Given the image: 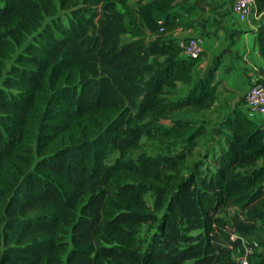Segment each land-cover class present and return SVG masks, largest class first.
<instances>
[{"label": "trees", "instance_id": "1", "mask_svg": "<svg viewBox=\"0 0 264 264\" xmlns=\"http://www.w3.org/2000/svg\"><path fill=\"white\" fill-rule=\"evenodd\" d=\"M253 1L264 21V0ZM176 3L0 0V264H239L232 250L241 239L220 242L228 224L220 213L238 208L244 217L233 215L230 227L260 230L264 132L232 108L214 129L211 169L181 174L201 131L179 115L170 126L158 120L211 107L217 83L215 67L194 76L196 59L166 38ZM257 40L264 59V26ZM179 85L183 96L173 94ZM143 123L149 138L184 147L164 161L130 158ZM147 221L157 231L141 248ZM256 245L253 264H264V235Z\"/></svg>", "mask_w": 264, "mask_h": 264}, {"label": "crops", "instance_id": "2", "mask_svg": "<svg viewBox=\"0 0 264 264\" xmlns=\"http://www.w3.org/2000/svg\"><path fill=\"white\" fill-rule=\"evenodd\" d=\"M176 4L175 10L180 13L178 24L166 33V38L175 43L197 36L202 52L194 62L192 74L202 75L215 67L216 101L218 107L228 106L222 118L236 106L244 110L243 98L249 85L254 80L264 83V59L257 40L264 21L256 13L243 21L236 20L231 12L232 0H177ZM263 235L264 232L239 234L241 245L232 250V257L235 259L234 254H239L244 245H256ZM256 260L252 255L251 263Z\"/></svg>", "mask_w": 264, "mask_h": 264}, {"label": "rangeland", "instance_id": "3", "mask_svg": "<svg viewBox=\"0 0 264 264\" xmlns=\"http://www.w3.org/2000/svg\"><path fill=\"white\" fill-rule=\"evenodd\" d=\"M130 4H134V1L129 2ZM118 8L123 11L122 7L118 5ZM58 17H60L63 21L66 19V12L59 10ZM56 15V16H57ZM124 21L125 25L130 26L131 21L133 18V13H124ZM122 42L126 43L132 39V37L129 34H123L122 36ZM148 38H150V35L148 32L145 33L144 40L146 41ZM19 50V49H18ZM186 88L179 85L177 89L173 92V94L177 96H183L185 93ZM244 101V98H243ZM237 107V106H236ZM228 106L226 107H218V102L216 101L215 104H213L211 107L196 111L194 109H183L180 112L170 115L165 118H161L158 120L159 123H161L164 126H170L172 124V118L176 115L182 116L186 119H190L194 121L195 126L198 127L201 131L200 135L196 138V144L193 148L187 151L186 154V160L184 163V168L181 170V174L183 176H187L190 172L195 171L204 173L205 169H211L210 167V158L208 157V151L214 150V148L217 147V141L216 139H219V137L216 138V134L214 133V129L216 125L219 123V120L222 118V116L225 114ZM144 124V125H143ZM141 125V128L143 130V135L141 137V144L140 148H138L135 151H131L128 156L130 158H133L135 160H139L143 156L151 155L154 157L159 158L161 161L170 159L180 150L182 147H184L183 140H170V141H164V142H158L153 140L152 138L148 137V133L153 132V127L147 125V123H143ZM183 142V143H182ZM209 149V150H208ZM117 156L116 151H111L108 154L107 160L109 162H112L114 158ZM143 198L146 200V202L152 207L153 201H154V193L152 190L145 191L143 193ZM158 217L160 213L157 214ZM233 215H239L241 218L244 217V212L238 208L235 207H229L222 211L220 213V216L223 217L227 221V225L225 228L219 233V240L222 244H225L226 246H230L231 242L238 238L239 234H244L251 236L252 234H246L242 233L238 230L233 229L230 227L232 216ZM259 231L264 232V221L259 223ZM157 231V221L153 222H143L140 226L139 230V245L141 248H145V246L151 241L152 235ZM200 232V229H194L188 232L189 235L195 236ZM248 247L252 250V255L256 256L259 252L260 248L258 245H251L249 244ZM244 248V247H243ZM241 248V252L239 254H234L235 259L242 255L244 249ZM185 264H189V262H186Z\"/></svg>", "mask_w": 264, "mask_h": 264}, {"label": "built area", "instance_id": "4", "mask_svg": "<svg viewBox=\"0 0 264 264\" xmlns=\"http://www.w3.org/2000/svg\"><path fill=\"white\" fill-rule=\"evenodd\" d=\"M231 12L236 20L243 21L255 12L253 0H232ZM161 24V21H157ZM159 30H162L160 27ZM181 48V56L186 59H197L200 57L202 48L200 39L197 36H190L179 39L175 42ZM244 111L246 114L259 125L264 132V83L253 81L244 95ZM260 232V231H257ZM244 251L237 258L239 264H252L250 258L252 250L248 245L243 246Z\"/></svg>", "mask_w": 264, "mask_h": 264}]
</instances>
